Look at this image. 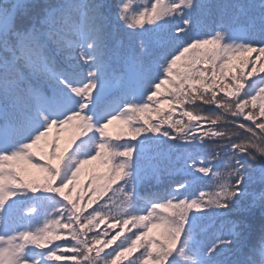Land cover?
<instances>
[{
  "label": "snow or ice",
  "instance_id": "6c2138e0",
  "mask_svg": "<svg viewBox=\"0 0 264 264\" xmlns=\"http://www.w3.org/2000/svg\"><path fill=\"white\" fill-rule=\"evenodd\" d=\"M260 73L264 0H0V264H264Z\"/></svg>",
  "mask_w": 264,
  "mask_h": 264
},
{
  "label": "trees",
  "instance_id": "16d2710c",
  "mask_svg": "<svg viewBox=\"0 0 264 264\" xmlns=\"http://www.w3.org/2000/svg\"><path fill=\"white\" fill-rule=\"evenodd\" d=\"M107 2L108 3H115L116 0H107ZM253 55H255V54H253ZM250 67H251V65H249V68ZM259 67H260V65H257L258 70H259ZM233 71H236V69H233ZM247 71H248V69H245V74L247 73ZM260 74H264V73H260ZM162 107L167 108L169 106L167 104H164V105H162ZM179 115H180V113H179V111H177L175 118H179ZM202 127L207 128L208 125H203ZM123 130H124V125H122L121 123L114 125L111 128H109V131L114 136L120 134ZM71 134H72L71 130H69L68 132L62 133V141H61L62 147L64 146L67 138ZM127 139H129V137L125 136L124 140H127ZM124 140H122L121 142H124ZM107 171H108L107 167L105 165L101 164L99 161H94L92 164L86 165L84 171L81 174L80 182L77 184L76 192L73 193V197L75 198L77 195L84 192L85 193L84 200L86 201L89 198V196L91 195L90 193L86 192L89 180L91 178V174L93 172H95L97 175H100V174H103ZM39 175L40 174H37V176H39ZM183 179H185V177H183L180 174H169L167 172L161 174L159 177L149 176L142 183L140 191H141L142 195H147V194L152 193V192H165L166 190H170V188L172 186H174L177 181H181ZM105 183H106V181H104L102 179H97V181H96V184L98 186H102ZM116 187H117V185H113L112 186L113 190ZM199 190H205V191L208 190L207 178H204V180H202L200 183H198L196 185V187L193 189V191H199ZM113 195H114V192L110 190L107 192V195L104 198L108 199V197L113 196ZM119 195H120V193H118V192L115 193L116 197H118ZM97 198H99V197H97ZM95 206L96 205H93V207H95ZM106 226L107 225H101V228L106 227ZM129 227H131V226L129 225ZM116 230H119V229H116ZM110 232H112L111 229H110ZM161 233H162V229L153 228L150 235L159 238L161 236ZM129 234L130 233L125 232V235H129ZM122 239H123V237H122ZM202 239H203V237H202ZM106 251H107V249H106ZM140 251H143V249H141ZM136 255H139V252H137ZM68 264H72V262H68Z\"/></svg>",
  "mask_w": 264,
  "mask_h": 264
},
{
  "label": "rangeland",
  "instance_id": "374dc122",
  "mask_svg": "<svg viewBox=\"0 0 264 264\" xmlns=\"http://www.w3.org/2000/svg\"><path fill=\"white\" fill-rule=\"evenodd\" d=\"M116 122H118V121H114L113 123H116Z\"/></svg>",
  "mask_w": 264,
  "mask_h": 264
}]
</instances>
